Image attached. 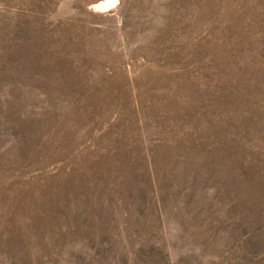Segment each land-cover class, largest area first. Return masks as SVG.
<instances>
[{
    "label": "rangeland",
    "instance_id": "obj_1",
    "mask_svg": "<svg viewBox=\"0 0 264 264\" xmlns=\"http://www.w3.org/2000/svg\"><path fill=\"white\" fill-rule=\"evenodd\" d=\"M0 0V264H264V0Z\"/></svg>",
    "mask_w": 264,
    "mask_h": 264
},
{
    "label": "bare ground",
    "instance_id": "obj_2",
    "mask_svg": "<svg viewBox=\"0 0 264 264\" xmlns=\"http://www.w3.org/2000/svg\"><path fill=\"white\" fill-rule=\"evenodd\" d=\"M112 0H107L105 6H107Z\"/></svg>",
    "mask_w": 264,
    "mask_h": 264
}]
</instances>
